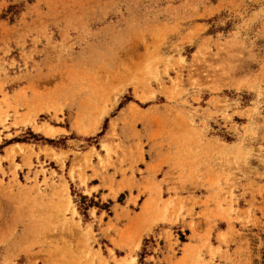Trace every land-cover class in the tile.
<instances>
[{
	"label": "rangeland",
	"instance_id": "rangeland-1",
	"mask_svg": "<svg viewBox=\"0 0 264 264\" xmlns=\"http://www.w3.org/2000/svg\"><path fill=\"white\" fill-rule=\"evenodd\" d=\"M0 264H264V0H0Z\"/></svg>",
	"mask_w": 264,
	"mask_h": 264
},
{
	"label": "trees",
	"instance_id": "trees-1",
	"mask_svg": "<svg viewBox=\"0 0 264 264\" xmlns=\"http://www.w3.org/2000/svg\"><path fill=\"white\" fill-rule=\"evenodd\" d=\"M46 140L49 141V142H51V140H49V139H46ZM84 197H86V196H84ZM120 197L123 198V194Z\"/></svg>",
	"mask_w": 264,
	"mask_h": 264
}]
</instances>
